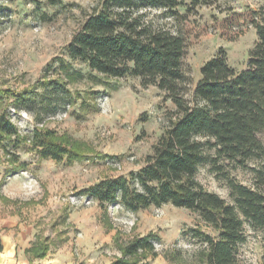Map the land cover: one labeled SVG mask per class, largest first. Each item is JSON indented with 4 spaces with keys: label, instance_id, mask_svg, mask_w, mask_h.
<instances>
[{
    "label": "rangeland",
    "instance_id": "rangeland-1",
    "mask_svg": "<svg viewBox=\"0 0 264 264\" xmlns=\"http://www.w3.org/2000/svg\"><path fill=\"white\" fill-rule=\"evenodd\" d=\"M98 2L0 0L1 87L20 89L43 77L60 75L77 95L74 102L63 103L53 112L45 111L38 102L14 107V98L9 96L12 120L24 135H30L36 123H43L59 135L78 140L83 152L71 161L39 158L22 142L16 151L28 168L3 177L8 163L0 148V181H4L0 185V220L18 215L27 228L26 239L49 236V264H107L120 255L118 242L150 231L160 238L156 242L160 254L150 264H192L174 262L163 253L182 248L190 261L201 243L189 228L202 226L212 232L192 210L171 203L137 211L120 202L101 207L95 198L80 193L105 176L128 175L143 165L176 108L155 85L141 86L139 77L106 76L69 57L67 43ZM262 5L264 0H204L192 11L179 5L178 16L163 8H148L155 23L181 29L185 36L183 62L191 76L187 97L200 78L201 65L219 47L236 70L246 67L249 50L257 40L250 13ZM82 106L88 108L86 113ZM261 137L264 140V132ZM253 165L260 166L261 161L251 159L246 166L225 169L237 181L253 186L257 182ZM197 177L208 190L230 200L227 179L210 164L201 165ZM2 229L6 227L0 226ZM245 232L246 240L238 245L240 264H264V231L245 224Z\"/></svg>",
    "mask_w": 264,
    "mask_h": 264
},
{
    "label": "trees",
    "instance_id": "trees-1",
    "mask_svg": "<svg viewBox=\"0 0 264 264\" xmlns=\"http://www.w3.org/2000/svg\"><path fill=\"white\" fill-rule=\"evenodd\" d=\"M203 2L99 0L73 32L66 45L71 59L82 60L106 76L139 77L141 86L155 85L176 107L143 165L128 175L105 176L80 193L95 198L101 207L120 202L132 211L164 203L188 208L212 232L202 226L189 228L191 236L201 243L190 261L182 248L163 251L164 255L177 263L240 264L238 245L246 240L245 224L264 231V5L250 13L257 40L249 50L246 67L236 70L224 48L219 47L201 65L200 78L187 97L191 76L183 62L185 36L181 29L155 23L148 8H163L178 16L179 5L192 11ZM9 96L14 98V107L38 102L47 112L77 97L60 75L43 77L20 89L0 85V148L8 163L3 177L28 168V162L20 160L16 151L22 142L39 158L71 161L83 155L82 143L43 123H36L30 135L21 134L8 111ZM81 108L85 110L82 113L88 111ZM251 159L261 161L260 166L251 167L257 179L253 186L237 181L225 169L228 165L246 166ZM203 164H210L227 179L230 200L208 190L198 179L197 171ZM3 182L2 178L0 185ZM159 239L150 231L116 241L120 255L107 264H150V259L160 254L156 247ZM51 243L49 236L37 235L25 249L30 261L44 257Z\"/></svg>",
    "mask_w": 264,
    "mask_h": 264
},
{
    "label": "crops",
    "instance_id": "crops-1",
    "mask_svg": "<svg viewBox=\"0 0 264 264\" xmlns=\"http://www.w3.org/2000/svg\"><path fill=\"white\" fill-rule=\"evenodd\" d=\"M0 226L6 227L0 231V264H49L52 260L46 255L42 258H33L30 261L25 249L35 239L25 238L27 228L22 225L18 215L1 219Z\"/></svg>",
    "mask_w": 264,
    "mask_h": 264
}]
</instances>
